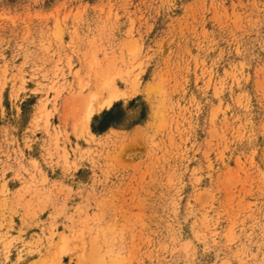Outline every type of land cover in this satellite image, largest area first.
<instances>
[{"label": "rangeland", "instance_id": "1", "mask_svg": "<svg viewBox=\"0 0 264 264\" xmlns=\"http://www.w3.org/2000/svg\"><path fill=\"white\" fill-rule=\"evenodd\" d=\"M94 55L157 92L93 136ZM88 253L264 264V0H0V264Z\"/></svg>", "mask_w": 264, "mask_h": 264}, {"label": "bare ground", "instance_id": "2", "mask_svg": "<svg viewBox=\"0 0 264 264\" xmlns=\"http://www.w3.org/2000/svg\"><path fill=\"white\" fill-rule=\"evenodd\" d=\"M123 58L121 56V62H123ZM87 74L88 79L86 82L84 84L82 82L80 83L83 89L82 91L85 93L82 92L83 94L81 93L79 97L83 105V113L79 117L80 120H78L81 130L87 131L88 133L91 132L90 134L93 136L95 134L90 129V122L95 114L111 108L119 100L132 97L140 92L146 94L148 98H152L157 90V85L151 82H148L142 87L140 85L141 77L138 74L134 75L132 72L126 71L124 65L120 64L117 59L101 62L94 55L88 62ZM121 85H126L127 88L123 89ZM156 106L152 100L150 119H154L157 116ZM138 130L139 127H136L133 133L136 134ZM71 250L68 237L63 235L55 256L60 259ZM110 259L108 262L102 255H94L92 257V254L88 253V255L82 254L77 264H86L87 261H91L89 262L90 264H111Z\"/></svg>", "mask_w": 264, "mask_h": 264}, {"label": "trees", "instance_id": "3", "mask_svg": "<svg viewBox=\"0 0 264 264\" xmlns=\"http://www.w3.org/2000/svg\"><path fill=\"white\" fill-rule=\"evenodd\" d=\"M115 108H117V105H114L110 110L105 111L102 114L101 120L99 122L98 126H93V130L96 132H102L106 130L111 125L117 124V121L115 120L114 111ZM95 119H98L97 117Z\"/></svg>", "mask_w": 264, "mask_h": 264}]
</instances>
